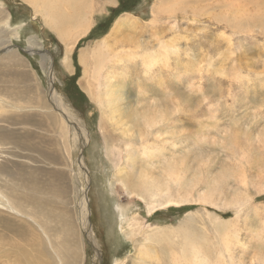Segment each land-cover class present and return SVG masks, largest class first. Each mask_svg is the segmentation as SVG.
Wrapping results in <instances>:
<instances>
[{
  "label": "rangeland",
  "instance_id": "374dc122",
  "mask_svg": "<svg viewBox=\"0 0 264 264\" xmlns=\"http://www.w3.org/2000/svg\"><path fill=\"white\" fill-rule=\"evenodd\" d=\"M169 1L161 0L165 8L156 10L157 0H80L81 6H91L92 26L66 52L65 42L34 10L37 4L0 0V95L11 102L0 109V136L10 135L9 140H0V168L13 171L24 184L28 175L41 181L46 190L37 186L45 195L41 210L56 219L55 223L72 226L77 264H98L94 249L100 253V264H133L142 253L128 236L131 221V225L138 222L145 233L174 231L172 235L184 241L188 256L194 254L188 244L196 239L203 246L199 253L203 262L205 251L209 249L208 259L213 261L218 255L214 249L220 246L230 253L224 251L218 264H264V0H247L244 7L242 0ZM76 2H72L75 7ZM173 6H177L174 11ZM120 16L127 19L112 33ZM102 41L112 53L133 56L125 70L103 63L102 74L111 67L118 70V77L123 75L120 81L116 78L125 87L120 97L116 95L117 104L106 100L99 105L86 91L92 83L84 75L91 64L90 51ZM159 43L166 45L169 55L166 59L161 55L153 63L148 53L163 54ZM27 48L47 49L51 54L53 91L47 78L49 62L44 67L37 57L21 51ZM12 53L16 59L8 58ZM40 102H47L61 119L56 105L63 113L74 115L86 132V144L72 146L74 126L65 118L66 139L60 142L55 126L34 108ZM152 108L159 115L152 128L143 129V116ZM147 132L144 153L138 135ZM128 141L134 147L125 149ZM25 145H36L39 151ZM128 155L134 158V172L125 169L132 165ZM123 167L127 177H142L149 170L158 181H163V170L176 167L182 175L171 182L172 194L191 191L193 199H198L200 193L213 189L217 204L190 201L149 214L143 201L128 198L121 188L115 172ZM245 196L247 199L236 204ZM3 210L0 208V235L5 232L14 237L19 219ZM81 214L85 225H80ZM6 218H11L8 225L3 224ZM55 223L51 224L57 228L59 223ZM23 232L17 236L21 243ZM90 235L97 245L91 243ZM134 238H141L138 230ZM1 258L6 264L5 257Z\"/></svg>",
  "mask_w": 264,
  "mask_h": 264
},
{
  "label": "bare ground",
  "instance_id": "6f19581e",
  "mask_svg": "<svg viewBox=\"0 0 264 264\" xmlns=\"http://www.w3.org/2000/svg\"><path fill=\"white\" fill-rule=\"evenodd\" d=\"M28 1H31L30 4H34V5L37 4L34 7V10L37 13H39L41 15V17H43L45 19L46 25L50 26L51 30L53 29L55 32H57V34L59 35V38L65 42V46L67 49L66 52H71L74 45H75V42L77 41V39L80 36L87 34L89 32L91 26H92V22L89 20V17L91 15V10H90L91 6L89 3L87 5L88 7L85 5H84L85 6L84 7V6H81L82 2L80 3V0H78V2H76L77 0L76 1L75 0H61V1L60 0H28ZM157 1H158L157 4H155V6H154V7L158 8L156 10L165 8L163 5H161V3H162L161 0H157ZM171 1L176 3L179 0H170L169 2H171ZM181 1L184 4V1L183 0H181ZM235 1H237V0H235ZM239 1L240 0H238L237 3ZM245 1L247 2V0H242V2H241V5H243V7L246 6V4H244ZM254 1L252 0V2H254ZM72 2H76L75 4L77 7H75ZM231 2H233V1H231ZM248 2L250 3V0ZM249 5L250 4H248L247 6H249ZM59 6L61 7V10H59ZM177 6H173L170 8H172L174 11V7H177ZM227 6L231 7V5L229 3ZM77 9L80 11L79 13H78ZM223 10H225V8ZM227 10H226V12H227ZM235 12L236 11H234V13ZM238 12H240V10H237V13H235V15L238 14ZM244 13L245 12H243L241 14L243 15ZM246 13H247V11H246ZM230 15H233V13L230 12ZM238 16H241V15H238ZM245 16H247V15H245ZM222 17L226 18V16H222ZM124 18H126V17L120 16L116 20V22L113 26L112 33H116L120 28H122V25L124 23ZM235 18H237V17H235ZM239 18L240 17H238V19ZM218 20H220V19H218ZM218 20H216V21H218ZM222 20L225 21V19H222ZM226 20H229V18ZM232 21H234V17H233ZM234 22H236V24H239V23H237V21H234ZM240 23H241V21H240ZM241 24L237 27L242 26ZM2 26H4V29H7V27H8L7 20L3 22ZM125 27H124V29H125ZM244 28H245V26H244ZM4 29H1V30H4ZM241 29H243V27ZM241 29L239 28V30H241ZM30 40H31V42H29V43L30 44L33 43V41H32L33 39H30ZM158 47H159V49H161L163 51V54L158 53V55H157V53H155V54L152 52L148 53V59L153 63L156 62L158 60V57L161 55H162V57H161L162 59H166L167 54H168L167 50H166L167 49L166 45L164 46L162 43H159ZM94 50L95 51L92 53L90 51V55H89L90 56L89 60H90L91 64L89 66L85 67L86 71H85L84 75H85L86 81L92 82L91 84L89 83V86L86 87V91L92 96L94 101L99 103V105L103 104L106 100L108 101L109 104H111V100L115 102L116 95H117V97H120L123 94L122 89L125 87L117 84V81L123 75L118 77V72H117L118 70H115V68H111V67L110 68L107 67V72L105 74H102V71L104 68L103 63H106V64L113 63L112 66H114V67H116V66L120 67L121 66L122 69L125 70L126 69L125 65L129 63V58H133V56L128 55L125 52L124 53H121V52L120 53H112V50H110V46L108 45V43L106 41H102L101 44H99L96 47V49L94 48ZM85 52H86V50H85ZM85 56H87V55H85ZM15 57L17 58V55L14 53L9 54V56H8V58L16 59ZM79 59H80V57H79ZM14 61H16V60H14ZM41 61H42L41 64L42 65L44 64V67H46L47 62L50 63V59L47 57H41ZM80 61L82 62L81 59H80ZM23 63L24 62H22V64ZM49 63L47 65H49ZM8 64H10V63L8 62ZM148 64L150 65V63H148ZM11 65H12V63H11ZM122 69L120 68L121 71H123ZM8 70H11V69L9 68ZM50 70H51V68H49L47 66V75L50 74L48 82L52 86L53 75H52V72ZM20 73H22V72H20ZM15 74L17 76V73H15ZM22 74L24 75V73H22ZM117 77H118V79L116 81ZM26 78H28V77H26ZM21 79H23V78L21 77ZM123 81H124V79H123ZM51 91H53V89H51ZM122 98H123V96H122ZM4 99H5V96L0 95V109L1 110H4L5 106L11 105V102H8V101L5 102ZM2 101L4 102L3 104H2ZM118 101L115 103L117 104ZM123 101H124V99H123ZM112 106H114V105L112 104ZM56 107L60 111L61 116L63 117L62 119L55 113L54 109L51 108L47 104V102H45V103L43 102L42 105L40 102V105H37L34 108H37L38 110H40L39 114L41 113L42 116H44V118L47 121H49L50 126H53V127L55 126L54 129L56 128L58 131L56 137L59 139L60 142L61 141L64 142V140L66 139V126H67L66 121H67L68 123H71L74 126L73 127L74 129H73L72 146H76L79 142H80V145H85L86 144V132L83 128V125L79 123V121L74 117V115L67 113V112L63 113L61 111L60 107H58L57 105H56ZM6 108H8V107H6ZM20 108L26 109V106H20ZM11 109H13V108H11ZM29 109H32V108L29 107ZM115 110H116V108H115ZM116 112H117V110L114 111V113H116ZM158 113H159V111L156 108L155 109L152 108L150 111H148L143 116L142 124L145 127L143 129H149V128L153 127V125L155 124V120L159 115ZM40 116H39V118H41ZM27 118H29V117H27ZM64 118L66 119V121L63 120ZM46 120H45V122H46ZM37 121H41V120H37ZM127 125H129V124H125L124 126H127ZM127 129H131V127L129 126ZM147 133H144V135H143V133L138 135V136H140L138 140H139V142H141L140 146H142V151L144 153L146 151V146H143L142 144L147 143V140H145V142H143L144 137H147L150 134V132H147ZM9 138H10V135H8V134H7V136H5V135L0 136V140H2V141L6 140V139L9 140ZM153 139H156V137ZM153 139H151V140H153ZM153 141H156V140H153ZM18 145H20V144L18 143ZM133 145H134L133 142H130V141L124 142V148L125 149H129V146H133ZM16 147H17V145H16ZM24 147H26L27 149H29L31 151H39V149L36 145H25ZM65 153L67 155L66 157L68 158V156H69V147L68 146L65 148ZM128 156H131V155H128ZM130 161H131L132 165H128L127 167L125 166L126 167L125 169H128L129 172H131L134 168L133 156H131ZM81 162H82V160L78 161V166L79 165L81 166ZM175 168L174 167H168V168H166V170H163L164 173L166 172L164 176L162 175L163 181H158V177L156 175L151 176V173L149 170L148 171L145 170L142 173V177L137 175L138 177H136L135 179L127 177L126 175H123L124 173H126L124 167L121 169L118 168L117 171L115 172V175L120 177V183L122 184L121 188L125 190L128 198H131L132 196H134L137 199H140L141 201H143L145 203L147 212L149 214L151 212H154L155 210H157V208L161 209L164 207L184 206L182 204H184V203L188 204V202H190V201H200L201 203H204V204H205V202L210 201L211 205L216 206L217 203H216L215 199L213 198V193L215 191H212L213 189L212 190L207 189L204 193L203 192L200 193L198 196L199 197L198 199H193V194L191 191H188V192L185 191L183 193L181 192V193H178L176 195L172 194V187L170 185L171 182H173V180L177 181L180 177L179 175H182ZM132 172H134V171H132ZM154 172H156V171H154ZM130 174H132V173H130ZM56 178H57V180H60L58 176H56ZM21 179H23V178H20L19 175H15V173L13 171H10V170L6 171V170H2V168H0V208L4 209L9 214L13 215L14 218H16V220L19 219L17 222L18 223V229L14 233V237H11V235L7 237V234H5V232L3 233L4 235H0V264H2V261H3L1 257H5V259L7 261L6 264H77V261L75 258V249H77L78 245L76 246L75 245L76 241H75V243L73 241L74 236H72V233L70 231L72 226H71V228H68L66 226V224H64L65 222H60V223L58 222L59 226H60L59 227L57 225L58 223L57 222L55 223L56 219H53L49 216H45L46 213L43 210H41L43 208L42 204H44L45 195L40 193L37 186L43 187L42 189L39 188L40 190H43L45 192H46V190L44 189L43 184H41V181H39L38 178L28 175L25 184L23 182H21ZM15 181H20V182L18 183ZM241 182L242 183L246 182L245 178L242 176H241ZM16 188H21L22 190L18 189L19 190V192H18L16 190ZM18 199H19V201H22L25 203H18V201H17ZM243 199L244 200L247 199V196L242 197V198H238L236 201V204H238L239 202H242ZM83 209L86 210V208L82 207V210ZM47 214H48V212H47ZM54 214H56V213H54ZM82 215L83 214H81L79 222H80V225L81 224L85 225L86 223L83 222L81 219ZM9 219H11V218H6L5 220H3V224L8 225L7 221H9ZM213 220H215V219L213 218ZM57 221H58V219H57ZM134 221L135 220H133V222ZM20 222H21V224H24L26 226V229H24L23 226H20V224H19ZM53 222L57 225V228H60L61 233H59L60 230L58 232H56V230H55V229H57L56 226L51 224ZM131 222H130V225H128L129 226L128 236L130 238L134 239L133 245L135 247H138L139 251L142 253L141 254L142 256L140 258H138V257L134 258L133 264H155V263L156 264H218L217 260L223 259V257H224L223 252L229 251L227 248H225V250H223L219 246V244L216 242V245L219 247L215 248L214 251H217L218 255H215V259H213V261L208 259L209 258L208 255H210V252L208 249L207 251H205V254H204L205 255L204 256L205 262H203V260H201L202 258L199 259L200 248L203 246L196 244V241H194L196 239H193V242H190L188 244V245H191V248L194 251L193 255L189 254V256H188V254L185 250L186 245H185L184 241L182 240V242H181V241L177 240L178 235H177V237L172 235V233L174 231L170 232L171 234H169V233L165 234L159 230H152L151 232L145 233V232H143V228L141 227V225L138 222H136L134 225H131L132 224ZM215 223H218V222H215ZM15 228H17V227H15ZM87 230L90 231L89 228ZM137 230H138V235H141L140 239L134 238V236L137 235ZM7 232L9 233V231H7ZM21 232H23L21 235H24V237H22L24 243H21L20 240L17 238V236ZM169 236H170V238H169ZM60 238H61V240H60ZM89 238H90V241L92 244H94V245L98 244L96 242V239L93 238V236L90 235ZM166 241L168 244L165 243ZM147 242H149V244H147ZM186 244H187V242H186ZM159 245H160V247H159ZM222 246L227 247L224 244H222ZM205 247H208V246L205 245ZM229 253H230V251H229ZM42 257L43 258L45 257L46 259L44 260V259H42ZM211 258H213V256ZM78 264H82V261L79 262Z\"/></svg>",
  "mask_w": 264,
  "mask_h": 264
},
{
  "label": "water",
  "instance_id": "95a60500",
  "mask_svg": "<svg viewBox=\"0 0 264 264\" xmlns=\"http://www.w3.org/2000/svg\"><path fill=\"white\" fill-rule=\"evenodd\" d=\"M21 51L23 52V53H25L26 55H32V56H35V57H37L38 59H39V61H41V57H47V58H49L50 59V63H49V66H50V68H51V72H52V69H53V60H52V56H51V54L49 53V51L47 50V49H43V50H39V49H37L36 51H31V49L30 48H27V49H21ZM49 77H50V74L49 75H47V78H48V80H49ZM50 89H52V86H50ZM86 236V235H85ZM87 241V240H86ZM87 243H89L88 241H87ZM92 246V245H91ZM93 248V247H92ZM94 250H96V252H97V257H98V259H99V261H98V264H100V253H99V251L97 250V249H94Z\"/></svg>",
  "mask_w": 264,
  "mask_h": 264
},
{
  "label": "trees",
  "instance_id": "16d2710c",
  "mask_svg": "<svg viewBox=\"0 0 264 264\" xmlns=\"http://www.w3.org/2000/svg\"><path fill=\"white\" fill-rule=\"evenodd\" d=\"M124 10V9H123ZM124 11H126V10H124Z\"/></svg>",
  "mask_w": 264,
  "mask_h": 264
}]
</instances>
